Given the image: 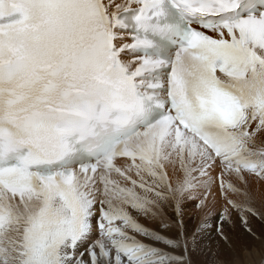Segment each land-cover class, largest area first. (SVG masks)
<instances>
[{
	"label": "snow or ice",
	"instance_id": "snow-or-ice-1",
	"mask_svg": "<svg viewBox=\"0 0 264 264\" xmlns=\"http://www.w3.org/2000/svg\"><path fill=\"white\" fill-rule=\"evenodd\" d=\"M257 221L264 0H0V264H244Z\"/></svg>",
	"mask_w": 264,
	"mask_h": 264
},
{
	"label": "bare ground",
	"instance_id": "bare-ground-1",
	"mask_svg": "<svg viewBox=\"0 0 264 264\" xmlns=\"http://www.w3.org/2000/svg\"><path fill=\"white\" fill-rule=\"evenodd\" d=\"M191 217H192V215H191ZM234 236H236V239L238 241L237 243H240V245H248L253 249L252 255L244 258V264H259L260 257L262 254H264V247H262V248L260 247V249L258 250V247H255L256 245L253 244L251 239H247L246 237H244L242 235H234ZM234 241H235V238H234ZM260 246H262V245H260Z\"/></svg>",
	"mask_w": 264,
	"mask_h": 264
},
{
	"label": "rangeland",
	"instance_id": "rangeland-1",
	"mask_svg": "<svg viewBox=\"0 0 264 264\" xmlns=\"http://www.w3.org/2000/svg\"><path fill=\"white\" fill-rule=\"evenodd\" d=\"M195 210H191L190 212V216L192 215L191 217V221L192 223H195L196 221V212H194ZM190 227L192 226V224L189 225ZM263 226V227H262ZM253 230L255 232V235H256V238L255 239H251L253 244H255L256 246L255 247H258V250L260 249V247H264V224H261L259 221L253 223ZM234 238H235V241H234ZM260 243H259V242ZM237 239H236V236H233V244L239 248L241 245L240 243H237ZM262 245V246H260Z\"/></svg>",
	"mask_w": 264,
	"mask_h": 264
}]
</instances>
